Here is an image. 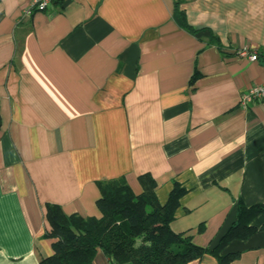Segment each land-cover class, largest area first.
<instances>
[{
	"label": "crops",
	"instance_id": "crops-1",
	"mask_svg": "<svg viewBox=\"0 0 264 264\" xmlns=\"http://www.w3.org/2000/svg\"><path fill=\"white\" fill-rule=\"evenodd\" d=\"M32 1L0 0V264L53 254L49 205L100 218L104 180L140 195L150 174L163 205L182 184L172 228L204 248L264 205V102L240 106L264 84V0ZM254 225L231 264H264Z\"/></svg>",
	"mask_w": 264,
	"mask_h": 264
},
{
	"label": "trees",
	"instance_id": "trees-1",
	"mask_svg": "<svg viewBox=\"0 0 264 264\" xmlns=\"http://www.w3.org/2000/svg\"><path fill=\"white\" fill-rule=\"evenodd\" d=\"M1 124L0 116V128ZM139 181L143 189L140 195L124 178L99 182L100 218L67 215L60 206L49 205L50 230L45 237L52 241L53 254L39 264H94L99 251L111 264H189L206 255L216 258L218 264H231L240 253L226 252L230 243L247 240L260 230L254 221L264 215V205L247 206L240 200L237 221L214 247H200L191 237L172 228L188 190L175 182L163 205L158 200L153 176L143 174Z\"/></svg>",
	"mask_w": 264,
	"mask_h": 264
},
{
	"label": "built area",
	"instance_id": "built-area-1",
	"mask_svg": "<svg viewBox=\"0 0 264 264\" xmlns=\"http://www.w3.org/2000/svg\"><path fill=\"white\" fill-rule=\"evenodd\" d=\"M54 4L55 0H33L28 13L32 14L33 12L49 11L54 7ZM236 55L242 58H248L253 62L258 61L259 59L258 54L251 52L248 48L238 50ZM259 102H264V84L254 86L247 93H245L241 98L240 106L247 109L251 104Z\"/></svg>",
	"mask_w": 264,
	"mask_h": 264
}]
</instances>
